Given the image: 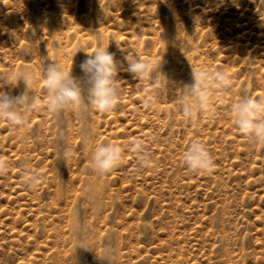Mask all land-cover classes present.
Segmentation results:
<instances>
[{"label": "rangeland", "instance_id": "rangeland-1", "mask_svg": "<svg viewBox=\"0 0 264 264\" xmlns=\"http://www.w3.org/2000/svg\"><path fill=\"white\" fill-rule=\"evenodd\" d=\"M101 47L117 63L114 109L49 111L46 64L83 80ZM136 57L165 76L135 78ZM26 67L39 103L25 126L0 118V264H264V143L231 111L264 99V0H0V92L23 93ZM193 69L223 70L230 87L210 83L209 108L189 120L180 98ZM137 138L147 167L130 150ZM194 141L211 173L185 165ZM105 142L123 158L99 175L91 155Z\"/></svg>", "mask_w": 264, "mask_h": 264}, {"label": "clouds", "instance_id": "clouds-1", "mask_svg": "<svg viewBox=\"0 0 264 264\" xmlns=\"http://www.w3.org/2000/svg\"><path fill=\"white\" fill-rule=\"evenodd\" d=\"M127 60L128 71L134 74L135 78L147 77L154 73L155 78H159L161 74L164 75L160 70L161 65L157 70L150 61H145L140 57L127 58ZM80 68L85 74L83 80L74 78L72 71H66L57 62L46 64L43 78L50 96L49 111L58 113L65 109L76 110L84 103L100 112L112 111L120 96V83L117 79V63L114 54L101 47L94 54H89L88 58L81 63ZM34 80L32 70L27 67L23 68L18 74V81H23L26 85L24 92L18 96L0 92V118H5L17 126L26 125L28 112L39 103L33 91ZM210 83L218 89H226L230 87V77L223 70L205 72L193 69V82L184 85L180 98L182 112L187 119L194 120L198 110L203 112L209 108L211 97L208 85ZM231 111L234 114L236 126L242 133L249 136L255 144L264 143V99L242 98L231 106ZM130 150L137 154L139 167L149 165L151 158L147 154L142 139L137 138L133 141ZM63 157L67 160L69 152L65 151ZM122 158L123 152L120 145L111 142L97 145L91 155L93 170L99 175L106 174L114 169ZM184 163L189 169L204 173H211L215 167L210 151L200 141L190 144L184 153ZM7 171L8 163L0 157V174ZM40 179L35 173L26 176L29 187H35Z\"/></svg>", "mask_w": 264, "mask_h": 264}, {"label": "bare ground", "instance_id": "bare-ground-1", "mask_svg": "<svg viewBox=\"0 0 264 264\" xmlns=\"http://www.w3.org/2000/svg\"><path fill=\"white\" fill-rule=\"evenodd\" d=\"M88 183H89V182H88ZM91 184H93V183H91ZM91 184H90V185H91ZM87 185H88V184H87ZM94 187H95V184H94ZM94 187H93V188L91 187V189H90L89 192H90L91 194H93V196L95 197V195L97 194V193H96V190H98V189H94ZM95 188H96V187H95ZM86 190H87V189H86ZM91 194H90V195H91ZM93 196L91 195L92 199L94 198Z\"/></svg>", "mask_w": 264, "mask_h": 264}]
</instances>
